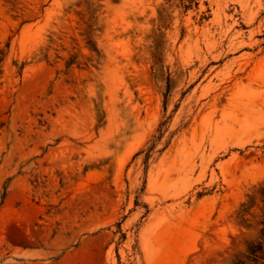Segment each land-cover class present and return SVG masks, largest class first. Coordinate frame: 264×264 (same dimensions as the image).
I'll list each match as a JSON object with an SVG mask.
<instances>
[{
  "label": "rangeland",
  "instance_id": "obj_1",
  "mask_svg": "<svg viewBox=\"0 0 264 264\" xmlns=\"http://www.w3.org/2000/svg\"><path fill=\"white\" fill-rule=\"evenodd\" d=\"M0 66V264L264 245V0H0Z\"/></svg>",
  "mask_w": 264,
  "mask_h": 264
},
{
  "label": "trees",
  "instance_id": "obj_2",
  "mask_svg": "<svg viewBox=\"0 0 264 264\" xmlns=\"http://www.w3.org/2000/svg\"><path fill=\"white\" fill-rule=\"evenodd\" d=\"M2 76V68L0 66V77ZM258 195L263 197L264 199V187L259 188L256 190V193L249 197V202L246 204H243V210L239 213V223L240 225H245L247 222V219H245V214L250 212L255 206L256 201L258 199ZM259 196V197H260ZM264 203V200H263ZM262 214L264 216V209H262ZM245 258L247 261H250L254 264H264V245L263 243L259 242L257 244H252L246 248V254ZM247 261L237 260L235 264H247Z\"/></svg>",
  "mask_w": 264,
  "mask_h": 264
}]
</instances>
